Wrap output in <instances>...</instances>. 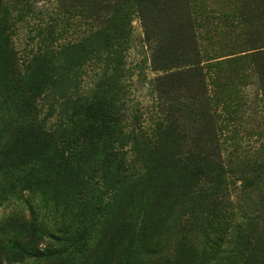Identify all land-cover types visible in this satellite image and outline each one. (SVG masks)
I'll list each match as a JSON object with an SVG mask.
<instances>
[{
	"label": "rangeland",
	"instance_id": "rangeland-1",
	"mask_svg": "<svg viewBox=\"0 0 264 264\" xmlns=\"http://www.w3.org/2000/svg\"><path fill=\"white\" fill-rule=\"evenodd\" d=\"M154 1H8L15 26L12 42L19 57L34 56L38 50L49 52L46 66L37 67L49 68L50 82L55 84L48 85L49 92L38 101V120L46 121L62 138L60 126L63 118L73 114L72 103H82V97L92 100L105 87L109 125L124 134L126 161L142 168L145 150H152L159 140L155 130L162 110L157 97L170 95L164 106L176 107L171 120H179L189 135L218 129L225 157L242 150L248 159L264 163V0ZM207 13L216 17L221 13V22L208 20ZM86 22L92 31L84 37L93 31L99 35L89 54L71 46L80 42ZM107 37L115 39L112 52L120 61L107 62L117 61L118 66L108 72L113 78L100 85ZM196 38L201 50L197 62L193 61ZM195 62L204 68V82L190 72ZM203 85L215 91L219 100H229L234 114L212 119L197 106ZM5 131L0 130V264H57L62 259L67 264H109L99 248L111 243L129 220L136 224V234L127 233V241L119 247V264L160 260L171 264L185 237L203 252L209 240L206 226H194L192 219L206 216L205 212L215 215L209 217L215 224L225 217L238 236L244 231L255 236L264 230V207L255 203L256 196L246 189L241 175L229 179L214 208L203 206L201 190L154 220L156 214L147 210L146 201L132 204L130 198L137 192L128 182L113 187L85 177L88 186L78 188L70 179L36 172L35 158L48 147L37 141L24 148L18 145L21 136ZM150 219L163 222L158 239L151 236ZM58 249L66 251L61 259L48 256ZM149 250L155 254H147ZM33 252L42 255L35 257ZM237 254L210 264H239Z\"/></svg>",
	"mask_w": 264,
	"mask_h": 264
},
{
	"label": "trees",
	"instance_id": "trees-1",
	"mask_svg": "<svg viewBox=\"0 0 264 264\" xmlns=\"http://www.w3.org/2000/svg\"><path fill=\"white\" fill-rule=\"evenodd\" d=\"M8 1L0 0V130H7L6 134L13 133L16 137L21 136L22 139L18 145L24 148L32 147L37 141L44 147H48L43 152H39L35 158L33 166L36 172L50 175L54 179H70L78 188L88 186L85 177L91 181L97 179V184L102 181L110 182L109 185L113 187L120 182H128L137 192L136 196L130 198L132 204H141L146 201L147 210L156 214L154 220L164 218L166 213L182 199L193 197L195 194L199 195L202 193L201 190L204 191L202 196L199 195L203 206L210 205L214 208L218 197L227 191L229 179L235 175H241L246 189L256 196L255 203L264 207V163L254 161L252 158L248 159V155L242 150L225 157L219 142L222 133L220 134L218 129L216 132L205 131L189 135L178 123L179 120H171V112L176 107L171 103L164 106L170 95L157 97L158 109L162 110L155 130L159 140L152 150H145L146 163L142 168L135 166L133 162L126 161L125 154L122 153L125 145L124 134L109 125L106 101H104V97L109 95V90L105 87H102L92 100L82 97L80 100L82 103H78L79 100L72 103L73 114L70 118H63L60 126L62 130L59 131L63 137H56V131L50 130L46 121H40L37 118L38 101L45 96L48 85L55 84L50 82L49 68L44 70L37 67H44L48 62L49 52L38 50L34 56L25 59L19 57L12 42L15 26ZM149 1L156 4L154 0ZM107 4L106 8H115ZM218 15L216 17L207 13V18L220 23L222 14ZM191 24H194V21ZM85 26L87 29L82 32L80 42L73 43L71 46L78 48L83 54H89L88 49H91L90 52L93 51L94 42L99 35L97 36L93 31L90 36L84 37L86 33L92 31L91 24L86 22ZM114 42V38L107 37V44H105L107 57L104 59L105 65L102 66L105 74L102 78L98 75L100 85L106 84L103 80L108 82L113 78H109L108 72L112 73V67L118 66L117 61H120L117 53L112 52ZM193 42V53L197 57L193 61L197 62L201 50L198 39L196 38ZM87 59L84 56V62ZM113 60L117 61L112 64L107 63ZM196 62L192 64L190 72H194L204 82V68L200 62ZM207 69L209 67L205 68ZM198 92L201 93L196 96L197 106L203 108L210 118L221 119L223 116L230 117L234 114L232 103L228 105L229 100L226 101L225 97L219 100L218 94L213 90L207 91L204 85ZM12 112H16L15 116L11 115ZM98 167L99 170H97ZM236 167L239 169L234 171ZM85 168L90 169V172H87ZM207 213H204L206 216L202 214L192 219L194 226L195 224L206 226V236L209 240L204 251L198 252L185 237L182 247L178 250L179 255L171 264H194L195 262L200 264V261H207L210 264L235 253H238L236 258L240 259L239 264H264V230L255 236L245 231L238 236L235 235L236 230L233 224L225 220V217L224 220L215 224L209 220L211 215L213 217L215 215L210 213L207 215ZM153 223L150 219L151 236L158 239L163 222L157 221L154 225ZM85 233V230L81 231L78 237ZM127 233H130L131 237L136 234V224L131 220L124 229L119 230L111 243L99 248L103 251L101 257L103 260L109 264L120 263L119 247L127 241ZM185 234L189 235L188 232ZM56 241L60 243L62 240ZM233 245L237 247L233 249ZM65 253L66 251L62 252L59 249L52 250L48 256L61 259ZM147 254H155V251L149 250ZM31 255L37 257L42 254L33 252ZM184 257L185 259L182 260ZM62 260H58L57 264H67L65 259ZM157 264H170V262L160 260Z\"/></svg>",
	"mask_w": 264,
	"mask_h": 264
}]
</instances>
